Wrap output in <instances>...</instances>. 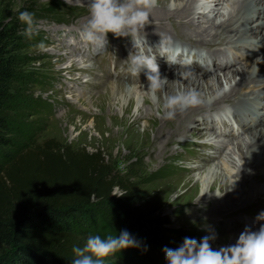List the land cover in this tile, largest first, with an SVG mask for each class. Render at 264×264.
Returning a JSON list of instances; mask_svg holds the SVG:
<instances>
[{"label": "bare ground", "instance_id": "6f19581e", "mask_svg": "<svg viewBox=\"0 0 264 264\" xmlns=\"http://www.w3.org/2000/svg\"><path fill=\"white\" fill-rule=\"evenodd\" d=\"M68 1L73 5L88 6V0ZM14 2L17 3L15 0ZM87 19L88 17L78 26L62 31L48 29L59 36L58 39L50 41L53 49L46 53L58 58L54 63L51 62L53 69L61 71L57 63L70 59V64L66 67L68 74L74 76L76 70L80 75L70 79L69 87L66 86L65 91L75 96V91H70V87L80 88L83 83L82 76L93 75V78L86 80L90 87H86L85 91L90 90L89 96L79 92V96H83L79 99L86 103L97 95L100 111L107 113L112 121L119 125L131 123V126H136L142 119H149L155 132L149 141V154L168 157L174 153V144L183 145L186 142L183 138L193 137L199 140L198 143L205 150L214 151L206 155L207 161L224 157L219 168L221 171H209V174H212L210 179L214 178V183L208 186L209 193L204 189L206 184L203 177L200 186L198 183L187 186V194L194 197L201 195L199 199L203 201L218 202L213 212L229 214L239 206H247V201L254 196L258 197L264 193V185L256 187L253 184V180L257 179L264 182V0H157L150 10V18L145 27L135 35L138 40L134 41L135 43L128 40L133 54H146L145 51L150 49L156 63L162 62V67L158 65L160 71L166 69L164 77L167 79L164 86L157 91V99H153L146 87L135 88L131 92L126 85L114 81L111 72L103 73L97 69L94 62L87 63L90 60L85 58L81 59L82 61H79V58L77 60L76 53L67 49L69 46L80 50L82 47L97 49L89 43H83L80 38V31ZM174 38L193 47L208 50L209 54L202 60L196 57L192 62H187L183 51L175 63L169 64L173 57L172 50L175 48L173 43L170 45ZM232 44L234 48L243 45V51L248 48L245 57L239 60L237 53L230 56L229 49L227 52L221 50V46L228 45L231 48ZM107 45L103 53L112 49L111 43ZM186 49L189 48L186 46ZM81 54L84 55L83 52ZM121 61L116 57V66L120 65ZM210 64L213 66L211 70L208 69ZM208 73L213 75L208 76ZM222 75L224 80L221 79ZM102 84V87H106L105 90H93V85ZM177 91L192 92L196 94L199 102L183 111L177 110L172 118H168L165 116L166 109L163 104L167 96ZM135 92L144 93V102L147 105V109L138 108V114L133 112ZM126 98L128 104L123 105L122 99ZM225 105L231 106L229 112L235 120L233 125L244 130V135L239 133L238 138H235L232 123L227 120L230 117L224 114ZM117 107H120L121 116ZM156 111L160 116L155 115ZM61 130L65 131V127ZM197 168L203 169L204 166L199 164ZM215 189H219V195L214 193ZM223 203L226 205L223 206ZM234 224L241 226L237 217L233 218L232 225ZM244 229L245 226L232 227L235 234H240ZM237 238L231 237L229 244L234 243Z\"/></svg>", "mask_w": 264, "mask_h": 264}, {"label": "rangeland", "instance_id": "374dc122", "mask_svg": "<svg viewBox=\"0 0 264 264\" xmlns=\"http://www.w3.org/2000/svg\"><path fill=\"white\" fill-rule=\"evenodd\" d=\"M15 1L17 3L14 0H0V21L8 19L20 21L19 13L28 10L34 14V25L32 33L30 36L27 35L28 41L25 43L24 54L28 60L23 67V72L26 79L18 89L16 101L12 103L16 116L15 120L18 122L17 129L19 130V135L13 137V141L18 147L0 150V178L3 177L6 168L7 157L16 155L19 151L18 148L47 150L50 147L65 146L73 150L86 148L89 152L100 150L112 162L115 173L128 172L137 176L140 202L144 204L145 211H147L145 214L149 215L150 221L160 218L165 222L163 226L166 229V243L176 242L179 246L182 242L180 243L176 237L177 232H182L186 237H193L198 240L210 232H215L217 239L212 243V247L218 248L228 245L231 242V237L237 238L239 236V234L234 233L235 230H232V227L250 226L251 228H258L260 223H264L255 219L257 213L264 210V193L258 197L254 196L247 201V206H239L229 214L212 211L218 202L203 201L199 199L201 195L194 197L186 193L188 185L198 183L200 186L202 177L206 184L204 189L206 193H209V187L214 183V178L210 179L212 174H209V171H221L219 168L224 160V157L221 156L215 161H207L206 155L214 151L205 150L198 143L199 140L193 137H185L183 138L186 141L185 144L173 145L174 153L172 155L168 157L154 156L148 152L150 138L155 135L149 119H142L136 126H131V123L125 126L119 125L113 122L107 113L100 111L97 105V95L86 103L79 99L83 98V96H79L81 93L89 96L90 90L85 91L86 87H90L86 80L93 78V75L85 74L82 76L81 89L70 87V91H75V96L65 91L66 86L69 87L70 79L80 75L76 70L74 76L68 74L66 67L70 64V59L57 63V66L62 69L61 71L53 69L52 63L58 58L48 56L46 53L53 49V44L50 41L58 39L59 36L48 29L53 28L52 30L60 29L62 31V29L73 28L82 24L81 22H84L88 17V6L73 5L68 0ZM202 25L205 26V24ZM25 27L26 25L21 22L23 33ZM61 35L64 36V34ZM129 39L135 42L138 40L135 35L132 37H115L109 32L108 43L112 44V49L106 53L103 52L108 45L96 50L93 47L89 49L82 47L83 49L80 50L74 46H69L67 49L76 53L75 58L77 60L79 58V61H82L81 59L85 58L90 60L87 63L94 62L97 69L103 73L111 72L110 75L113 76L114 81L126 85L132 92L135 88H147L145 85L147 79L144 71H141L143 74L140 72L139 75H133L128 70L130 56L135 54L128 45ZM178 40V38H174L172 42L175 43ZM181 46L186 45L181 44ZM221 50L224 49L221 48ZM81 51L84 55L81 54ZM145 52L152 56L150 49ZM116 57L124 62L121 61V64L116 66ZM103 59L105 60L104 63ZM173 63L175 62L173 61ZM158 65L162 67V62ZM212 67L210 64L208 69L211 70ZM165 73L166 69H163L161 71L162 76H165ZM212 73L207 75H213ZM100 77L102 76L100 75ZM223 77L222 75L221 79ZM102 86L103 84L101 86L93 85L92 88L94 91L105 90L106 87ZM134 94L136 96L134 95L133 112L138 114V108L147 109L145 107L147 105L144 102L145 95L143 92H135ZM127 101V98L122 99V104L127 105ZM117 110L121 116L120 107H117ZM157 113L156 111L155 115L160 116ZM63 126L65 131L61 130ZM199 164L203 165L204 168L198 169ZM157 173L159 175L153 176ZM253 184L258 187L264 185V182L257 179L253 180ZM114 193L118 196L121 195L117 188ZM214 193L219 195V189H215ZM223 204V206L226 205V203ZM250 214L254 215L250 216ZM234 217H237L241 226L232 225ZM105 264H123V261L119 255H112L105 261Z\"/></svg>", "mask_w": 264, "mask_h": 264}, {"label": "trees", "instance_id": "16d2710c", "mask_svg": "<svg viewBox=\"0 0 264 264\" xmlns=\"http://www.w3.org/2000/svg\"><path fill=\"white\" fill-rule=\"evenodd\" d=\"M27 41L20 21H0V150L18 147L12 103L26 79ZM18 150L0 178V264H71L73 246H83L89 234L122 229L138 241L114 254L123 264H166L164 246L178 243H166L165 222L145 214L136 175L115 173L100 150ZM176 237L181 243L186 236Z\"/></svg>", "mask_w": 264, "mask_h": 264}, {"label": "clouds", "instance_id": "9594fccd", "mask_svg": "<svg viewBox=\"0 0 264 264\" xmlns=\"http://www.w3.org/2000/svg\"><path fill=\"white\" fill-rule=\"evenodd\" d=\"M156 3L157 0H88V19L80 31V38L97 48H105L109 32L115 37H132L145 27L150 10ZM19 19L26 25L24 34L30 36L34 14L28 10L21 11ZM128 70L133 75L144 71L147 91L157 99L156 93L167 78L162 76L155 57L144 52L131 55ZM198 102L196 94L177 91L164 101L165 116L172 118L177 110L183 111ZM255 219L264 222V210L258 212ZM216 239L217 234L210 232L199 240L185 237L174 248L164 246L166 264H264V223L255 230L245 226L234 243L214 248L212 243ZM137 246L136 237L127 229L120 230L118 235L89 234L83 246H73L71 264H105L106 258Z\"/></svg>", "mask_w": 264, "mask_h": 264}]
</instances>
